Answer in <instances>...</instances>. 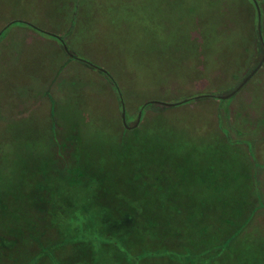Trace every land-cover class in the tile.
I'll use <instances>...</instances> for the list:
<instances>
[{
	"label": "rangeland",
	"instance_id": "1",
	"mask_svg": "<svg viewBox=\"0 0 264 264\" xmlns=\"http://www.w3.org/2000/svg\"><path fill=\"white\" fill-rule=\"evenodd\" d=\"M260 1L262 40L252 0H0V50L19 51L0 68V232H74L79 192L94 223L98 206L135 215L130 264H264V59L246 78L264 55ZM39 32L79 69H45ZM153 99L171 104L141 109ZM55 167L73 186L58 187L57 226L33 200Z\"/></svg>",
	"mask_w": 264,
	"mask_h": 264
},
{
	"label": "trees",
	"instance_id": "2",
	"mask_svg": "<svg viewBox=\"0 0 264 264\" xmlns=\"http://www.w3.org/2000/svg\"><path fill=\"white\" fill-rule=\"evenodd\" d=\"M257 2L260 7V15L262 17L263 10L261 8V1L257 0ZM262 18H261V25H262ZM256 21H257V15H256ZM259 43H260V48L262 50V44L261 42ZM257 63L258 61L253 65V67ZM98 70L104 75H106L107 78L110 80V82L113 83L114 86L116 87V84L113 78H111L107 73L103 72L102 70L100 69ZM144 106L145 107L146 106L156 107V106H161V104L158 105V103H155V102H148ZM125 116L127 117L128 115L125 113ZM54 123L55 121H52L51 126H53ZM133 123L130 125H133ZM131 128L132 129H130L129 131L138 129L137 126H131ZM123 129L126 132L128 131L127 127H125L124 125H123ZM51 174H52V177L49 176L46 181L45 180L40 181L38 186L40 187V190L42 191H39L40 195H38V197L34 195L33 200L39 201V210L41 211V214H46V212L47 213L49 212L51 218L54 220L53 222H50L49 224L53 226H57V225H62V223L60 221H57L56 219L57 218L60 219L61 217L60 206L62 203H64L60 201L64 197H60L61 192L59 193L58 187L59 186L64 187L65 185L66 187L65 190L68 194L71 192V190L73 191V186L72 187L66 186V185H70V178L66 176L67 174L60 172L57 167L51 169ZM39 175L41 178L43 177V175L42 176L41 174ZM254 177L256 178L255 174H254ZM45 186L47 187V190H48L47 197L44 196L46 194L43 192ZM81 188L83 187H80V192H82ZM76 195L77 196L76 198L74 197V199L67 195L69 200H73L72 204L75 205L76 207L75 209H73L74 212L76 210H79L80 212L79 215H75V217L71 218L76 221L75 223L76 226L75 228H73L75 230L74 232L68 233L62 230V233H57V234L48 233L46 230H48L49 226L45 225L44 223L43 225H41L38 222L37 224L41 225L42 227H41V230L37 233L26 232V230L24 229L16 231V232L1 231L0 232V264H10V261L14 262L13 264H25V263H19L20 261H23L26 258V257L23 258L25 254L30 255L28 258L30 259L31 262H33V264H44L43 261H45L46 263V260L50 261L51 259H52L50 261L51 263L60 264L59 258H58V255H60L59 251L65 244H67V242L76 243L80 252H82L85 256H88V258L84 260L85 264H88V263L97 264L96 261H98V264H105L108 261V259L110 260V262L115 261V260L120 261L121 257L125 258L124 264H130L129 262H126L128 259L131 262L132 255H133V250H132V247L129 245L130 243L129 241L132 240V237H133L132 234L134 233L136 229L139 228V226H138V223H134V222H132V224L128 226L125 225L124 223H126V221L128 222V219L133 218L135 215H133L131 211L123 210L119 212L118 214L116 212L114 214H107V216H104L103 210L105 207L98 206V207H95V211L97 213L96 215L99 220L97 221V223H94L93 221L94 214L93 215L89 214L90 216H86V212L84 211L85 209H87L86 204L88 203L85 201V196L81 195V197H84L81 199L79 192L76 193ZM0 205L4 206V203H2V200L0 201ZM5 214L6 213L3 212L0 218L3 217L2 219H8V217ZM96 215L94 219H96ZM69 220L70 218L68 219V221ZM130 221H134V219H131ZM33 222H36V221H33ZM33 222H32V217H29L28 222H27L28 225L26 226L27 227L28 226L30 227L31 225L34 226ZM65 222L66 221L63 222V226H69V224ZM113 223L119 224L118 228H113V225H112ZM23 238L28 240V243L26 245L27 247L23 246V247L18 248L17 246L16 249H13L14 255H12L10 246L17 244L18 241L19 242L24 241ZM105 243H107L109 246H111L115 250L116 252L115 256L112 255V253H111L112 257L111 255H109L110 250L106 249L107 247L105 245L107 244ZM19 252L20 254H24V255L19 256V259H18ZM12 256L13 257L15 256V257L12 258Z\"/></svg>",
	"mask_w": 264,
	"mask_h": 264
},
{
	"label": "crops",
	"instance_id": "3",
	"mask_svg": "<svg viewBox=\"0 0 264 264\" xmlns=\"http://www.w3.org/2000/svg\"><path fill=\"white\" fill-rule=\"evenodd\" d=\"M16 39L18 41H26L27 40L24 38L23 35H18V34L13 35V37H12V40L15 41ZM28 40H30L32 43H33V40H36L38 42H47V41L52 42L51 46L53 49H51L50 52L48 51L49 50L48 48L43 49V47L40 46L43 50V53H45V52L47 53V54H43V59H42L45 69H54L57 65H58L59 69L65 67L64 65H67L69 69H79L77 66L78 64L77 65L73 64L72 63L73 61H71L72 59L71 60L69 59V57L71 58L72 56L68 55V53L64 49H63L64 50L63 51L62 48L60 49L59 47H57L56 42H55L56 39L51 38L48 34L39 32V34L35 35V37L31 36L30 38H28ZM4 41L5 40H3L2 42H4ZM64 52H65V57L63 55ZM18 53H19V51H14L12 47L9 49V51H6V52L4 51L3 53H2V50H0V68L5 67L6 65L8 66V63L11 60V58L14 56H17ZM65 59H66V61H65ZM121 97H122V95H121Z\"/></svg>",
	"mask_w": 264,
	"mask_h": 264
},
{
	"label": "water",
	"instance_id": "4",
	"mask_svg": "<svg viewBox=\"0 0 264 264\" xmlns=\"http://www.w3.org/2000/svg\"><path fill=\"white\" fill-rule=\"evenodd\" d=\"M253 1V4H254V6H255V9H256V15H257V33H258V36H259V38H260V40H262V32H261V16H260V7H259V5H258V2H257V0H252ZM52 35H54V36H56L58 39H59V41L62 43V45H63V47H64V50L70 55V56H72V57H76L74 54H72L70 51H69V49H68V47H67V45L65 44V42H64V39L60 36V35H56V34H54V33H51ZM263 59H264V55L262 56V58L260 59V61L256 64V66H255V68L253 69V71L246 77L247 79H248V77L251 75V74H253L256 70H257V68L260 66V64L262 63V61H263ZM91 65H93V64H91ZM94 67H96V68H99L100 70H102L103 72H105V73H108L107 71H106V69L105 68H103V67H101V66H95V65H93ZM242 85V83L237 87V89L240 87ZM116 88H117V90H118V92H119V95H120V98H121V93H120V91H119V89H118V87H117V85H116ZM201 96H208L207 94H197V95H195V96H193V97H201ZM193 97H191V98H193ZM188 98H186V99H184V100H187ZM190 99V98H189ZM122 100V99H121ZM148 102H158V103H163V104H165V105H169V104H171L170 102H165V101H159V100H147V101H145L143 104H142V106H141V109H142V107L146 104V103H148ZM140 114V111H139V113H138V115ZM121 118H122V121H123V123H125V108H124V104H122V108H121Z\"/></svg>",
	"mask_w": 264,
	"mask_h": 264
}]
</instances>
